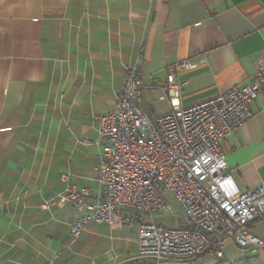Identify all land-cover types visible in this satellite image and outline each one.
<instances>
[{
    "label": "crops",
    "instance_id": "crops-1",
    "mask_svg": "<svg viewBox=\"0 0 264 264\" xmlns=\"http://www.w3.org/2000/svg\"><path fill=\"white\" fill-rule=\"evenodd\" d=\"M264 55V0H0V264H264L224 238L189 259L139 262L138 217L185 225L165 193L153 210L120 207L77 238L90 213L64 198L69 186L100 194L99 116L114 106L126 73L149 84L142 105L166 112L167 68L180 67L177 98L189 105L249 82ZM253 115L220 141L240 190L264 184V87ZM251 230L264 238V216Z\"/></svg>",
    "mask_w": 264,
    "mask_h": 264
},
{
    "label": "built area",
    "instance_id": "built-area-1",
    "mask_svg": "<svg viewBox=\"0 0 264 264\" xmlns=\"http://www.w3.org/2000/svg\"><path fill=\"white\" fill-rule=\"evenodd\" d=\"M193 66L185 59L167 68V89L160 97L171 107L161 114L142 105L149 84L140 69L127 71L113 108L99 116L101 193L72 185L64 193L71 204L90 210L71 222L73 238L91 221H111L120 207L159 208L170 192L182 206L186 224L167 226L139 216L135 223L139 262L192 260L212 246L220 256L224 238L243 253L264 254V238L251 230L252 223L264 216V184L240 190L220 146L253 115L250 104L264 87V55L257 59L249 82L180 105L181 85L175 73Z\"/></svg>",
    "mask_w": 264,
    "mask_h": 264
},
{
    "label": "trees",
    "instance_id": "trees-1",
    "mask_svg": "<svg viewBox=\"0 0 264 264\" xmlns=\"http://www.w3.org/2000/svg\"><path fill=\"white\" fill-rule=\"evenodd\" d=\"M214 246H212L211 248H213ZM215 248V247H214Z\"/></svg>",
    "mask_w": 264,
    "mask_h": 264
}]
</instances>
